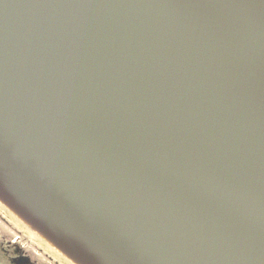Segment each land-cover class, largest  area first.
Here are the masks:
<instances>
[{"label": "water", "instance_id": "obj_1", "mask_svg": "<svg viewBox=\"0 0 264 264\" xmlns=\"http://www.w3.org/2000/svg\"><path fill=\"white\" fill-rule=\"evenodd\" d=\"M0 203L72 264H264V0H0Z\"/></svg>", "mask_w": 264, "mask_h": 264}, {"label": "rangeland", "instance_id": "obj_2", "mask_svg": "<svg viewBox=\"0 0 264 264\" xmlns=\"http://www.w3.org/2000/svg\"><path fill=\"white\" fill-rule=\"evenodd\" d=\"M10 239H16V243H10ZM16 251L29 254L41 263L50 255L56 264H72L0 203V264H20L14 261ZM51 264H54L52 260Z\"/></svg>", "mask_w": 264, "mask_h": 264}, {"label": "flooded vegetation", "instance_id": "obj_3", "mask_svg": "<svg viewBox=\"0 0 264 264\" xmlns=\"http://www.w3.org/2000/svg\"><path fill=\"white\" fill-rule=\"evenodd\" d=\"M10 243L15 244L16 239H10ZM38 247L41 248L40 246H38ZM17 251L15 252L16 255L14 257V261L16 263H20V264H51V260L53 261L54 264H56V262H57L56 259H54L52 256L48 255L49 259H51V260L47 259V261L41 263L38 260H36L34 257H33V259H31L29 254L21 253V251H20V253H18ZM32 253L36 254V251L32 250Z\"/></svg>", "mask_w": 264, "mask_h": 264}, {"label": "bare ground", "instance_id": "obj_4", "mask_svg": "<svg viewBox=\"0 0 264 264\" xmlns=\"http://www.w3.org/2000/svg\"><path fill=\"white\" fill-rule=\"evenodd\" d=\"M59 253V252H58Z\"/></svg>", "mask_w": 264, "mask_h": 264}]
</instances>
